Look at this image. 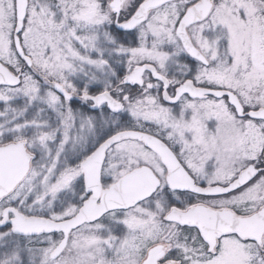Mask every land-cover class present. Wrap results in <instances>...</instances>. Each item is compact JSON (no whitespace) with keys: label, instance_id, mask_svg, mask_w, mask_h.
Returning a JSON list of instances; mask_svg holds the SVG:
<instances>
[{"label":"snow or ice","instance_id":"snow-or-ice-1","mask_svg":"<svg viewBox=\"0 0 264 264\" xmlns=\"http://www.w3.org/2000/svg\"><path fill=\"white\" fill-rule=\"evenodd\" d=\"M0 264H264V0H0Z\"/></svg>","mask_w":264,"mask_h":264}]
</instances>
